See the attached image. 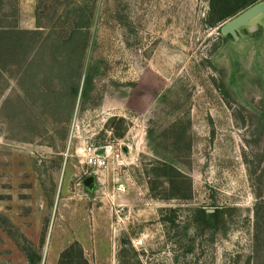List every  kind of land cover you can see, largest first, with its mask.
Instances as JSON below:
<instances>
[{
	"label": "rangeland",
	"instance_id": "obj_1",
	"mask_svg": "<svg viewBox=\"0 0 264 264\" xmlns=\"http://www.w3.org/2000/svg\"><path fill=\"white\" fill-rule=\"evenodd\" d=\"M2 7L41 38L26 70L0 68V264L74 242L88 264H264V13L235 40L242 12L210 27L209 0ZM86 146L121 163L90 167ZM200 208L226 229L198 234Z\"/></svg>",
	"mask_w": 264,
	"mask_h": 264
},
{
	"label": "trees",
	"instance_id": "obj_2",
	"mask_svg": "<svg viewBox=\"0 0 264 264\" xmlns=\"http://www.w3.org/2000/svg\"><path fill=\"white\" fill-rule=\"evenodd\" d=\"M260 1L261 0H209L207 23L210 27H217ZM8 18L9 17L3 13L2 0H0V68L14 65L19 69L24 68V70H26L31 64V61H29L31 54L39 48L38 43L41 38L40 27L35 31L22 30L18 27L19 21H6ZM67 39L62 41V44L64 43L62 46L66 44L65 42H70ZM81 67L82 63L80 61L78 69L80 70ZM73 94L77 97L78 90H73ZM119 121L121 123L124 122L121 119ZM115 136L121 137L119 133L118 135H114V137ZM174 189H179V186L174 187ZM262 197V195L256 194L258 201L256 207L257 217H259V209H264ZM174 198L179 199L188 197L174 195ZM228 212V209L225 208H217L212 213H207L206 210L202 208L196 209L193 212L192 219L194 229L198 231V234L206 231L214 233L226 229L227 221L225 218ZM57 264H88V262L84 259L81 246L77 242H74L61 252Z\"/></svg>",
	"mask_w": 264,
	"mask_h": 264
},
{
	"label": "water",
	"instance_id": "obj_3",
	"mask_svg": "<svg viewBox=\"0 0 264 264\" xmlns=\"http://www.w3.org/2000/svg\"><path fill=\"white\" fill-rule=\"evenodd\" d=\"M264 13V3H258L250 8L246 9L244 12H242L240 15H238L236 18L232 19L228 23H226L222 28H221V33L223 35H230L233 39L237 40V31L240 27L243 25L247 24L260 14ZM98 154L101 155L103 154V149L98 151ZM94 184V178L90 177L86 179L84 182V185L86 188L91 189ZM209 213H212L209 211Z\"/></svg>",
	"mask_w": 264,
	"mask_h": 264
},
{
	"label": "built area",
	"instance_id": "obj_4",
	"mask_svg": "<svg viewBox=\"0 0 264 264\" xmlns=\"http://www.w3.org/2000/svg\"><path fill=\"white\" fill-rule=\"evenodd\" d=\"M103 149V154L99 155L98 151ZM85 163L96 169H105L108 161L114 160L115 162L121 163V156L119 153H113L111 147H104L97 149L93 146H86L83 150ZM123 187L119 188L121 191Z\"/></svg>",
	"mask_w": 264,
	"mask_h": 264
}]
</instances>
